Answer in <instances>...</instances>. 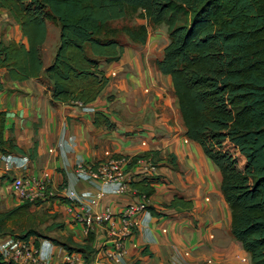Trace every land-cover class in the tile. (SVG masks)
Segmentation results:
<instances>
[{"label": "trees", "instance_id": "trees-1", "mask_svg": "<svg viewBox=\"0 0 264 264\" xmlns=\"http://www.w3.org/2000/svg\"><path fill=\"white\" fill-rule=\"evenodd\" d=\"M2 9L19 25L25 42L0 37V69L5 70L0 91L6 77L21 82L43 75L52 103L90 105L109 81L102 62L118 60L125 41L143 44L149 26L164 24L168 41L153 64L171 78L186 137L220 169L231 235L252 264H264V0H0ZM131 15L142 21L115 24ZM47 22L59 32L54 56L44 67ZM92 123L114 128L99 110ZM5 130L0 110V153L23 154ZM150 154L132 156L130 164ZM150 182L143 177L131 186L147 199ZM30 203L0 209V237H32L38 246L42 234L21 220ZM179 204L185 205L175 197L170 206ZM43 236L68 251L89 248ZM91 238L89 232L86 240Z\"/></svg>", "mask_w": 264, "mask_h": 264}, {"label": "crops", "instance_id": "crops-1", "mask_svg": "<svg viewBox=\"0 0 264 264\" xmlns=\"http://www.w3.org/2000/svg\"><path fill=\"white\" fill-rule=\"evenodd\" d=\"M0 20L4 22L0 23V37L4 41L25 42L19 25L4 9L0 10ZM50 24L54 25L47 22L42 50L51 35ZM155 27L158 25L148 28L145 43L125 41L118 60L102 62L101 68L109 81L90 105L52 103L43 75L21 82L5 78L0 91L5 136L13 137L23 150V154H10L25 155L29 162L25 170L16 165L7 169L0 153V207L8 209L23 203L13 191V177L47 172L51 190L60 191L64 187L78 192L106 190L92 209L98 212L108 206L120 212L138 196L131 192L115 194L98 181L78 178L76 160L82 157L88 162L97 161L106 150L129 157L150 152L149 158L157 166V177L148 178L153 191L146 204L157 215L150 218L142 215L139 227L124 241L125 252L120 261L105 255L104 244L108 247L111 240L103 226H94L91 240H86L83 224L68 212L64 200L55 197L39 200L35 207L51 219L47 236L62 243L69 240L71 245L86 243L89 248L85 252L73 251L89 264H252L249 253L230 233L232 214L221 191L220 169L198 142L186 137L171 78L153 64L165 46H158L161 28ZM58 32L56 26L57 38ZM56 47L47 58L43 55L44 67L51 62ZM4 72L0 69V75ZM108 95L112 97L108 99ZM97 110L108 115L114 128L92 123ZM141 168L142 163L137 162L129 169L135 181L144 177L137 174ZM175 197L181 198L185 205L170 206ZM163 228L166 232H162ZM38 241L40 256L46 264H62L69 252L67 248L50 238Z\"/></svg>", "mask_w": 264, "mask_h": 264}, {"label": "built area", "instance_id": "built-area-1", "mask_svg": "<svg viewBox=\"0 0 264 264\" xmlns=\"http://www.w3.org/2000/svg\"><path fill=\"white\" fill-rule=\"evenodd\" d=\"M112 74L115 73L112 72ZM142 144L145 145V142ZM60 145L64 146L63 141ZM1 158L5 161L7 169H9V165H16L21 170L28 167L29 159L25 155L14 156L7 153L2 154ZM131 159L132 157L106 150L104 157L97 161L88 162L79 157L75 163V173L78 178L84 181H98L104 187H110L112 193L115 194L131 192L138 196L137 200L128 202L120 212H115L108 206L98 212L92 209L103 199L106 190H97L94 193L90 191L78 192L68 187L59 189L60 191L51 190L49 187L50 176L47 172H43L40 176L17 175L13 177V191L22 202L35 203L39 200L46 201L51 197H55L59 201L60 199L64 200L68 205V212L83 224L85 233L91 232L96 225L103 226L111 240L108 247L104 244L105 255L109 259L120 261L125 252L124 241L131 237L134 230L139 227L143 219L142 215L146 218L153 216L147 208L144 195L137 193L131 186V181L134 179L130 175L129 169L135 163L141 162L142 168L137 174L151 178L157 177V166L150 158H138L130 164ZM162 232H166V229L163 228ZM0 264L46 263L41 258L39 248L33 242L32 237L24 239L6 235L0 239ZM62 264L89 263L80 253L69 251Z\"/></svg>", "mask_w": 264, "mask_h": 264}, {"label": "rangeland", "instance_id": "rangeland-1", "mask_svg": "<svg viewBox=\"0 0 264 264\" xmlns=\"http://www.w3.org/2000/svg\"><path fill=\"white\" fill-rule=\"evenodd\" d=\"M142 20L139 19L136 15H131L128 16L122 20L117 21L115 24H136L138 22H141ZM4 23L3 21L0 20V23ZM51 26V35L47 41V45L45 46V48L42 50V54L45 55V58H47V56L51 54L52 49L55 48V46L58 43V38L56 36V26L50 24ZM151 26H149L148 28H150ZM158 27L161 28V34H160V39L158 40V46H162L164 44L167 43L168 38H167V30H166V26L164 24H160L158 25ZM158 27H155L156 29ZM121 41H125L127 38L125 35H120L119 36ZM40 204L39 202L36 203H30V206L27 207L26 209V213L25 215L21 218L22 220V224H24L26 226V229L28 228H33L34 230H36L37 232H39L40 234H42V236L40 238H45L43 235H47L48 231L50 230L49 227V223L51 222V219L49 216L46 215V213L43 210H37L35 209V207ZM0 209H2L0 207ZM16 230V227H15ZM18 234H21L20 232H17V230L15 231ZM60 236H57V238H59Z\"/></svg>", "mask_w": 264, "mask_h": 264}]
</instances>
